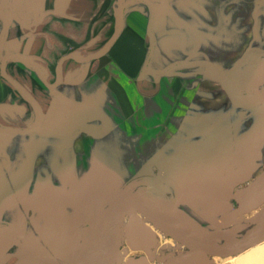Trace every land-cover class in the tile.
<instances>
[{"label": "rangeland", "instance_id": "rangeland-1", "mask_svg": "<svg viewBox=\"0 0 264 264\" xmlns=\"http://www.w3.org/2000/svg\"><path fill=\"white\" fill-rule=\"evenodd\" d=\"M173 68H146L143 75H155L143 89L154 94L165 89L162 76ZM214 80L209 113L189 112L185 104L159 108L157 98L149 99L156 112L147 113L143 96L122 113L110 99H101V108L88 92L83 97L74 91L70 97L50 99L54 106L46 123L44 118L45 125L32 136L10 141L3 135L0 154L7 159L0 160V220L10 224L0 228L2 252L19 254L23 261L37 255L30 264L63 262L73 254L74 241L86 246L99 234L111 197L137 190L150 191L157 199L179 198L180 207L219 242L243 237L264 217V203L233 222L222 215L238 207V197L251 186H264V96L239 95L254 90L251 80L238 84L230 99L227 86L217 76ZM261 83L264 93V77ZM137 178L142 182L126 191ZM13 234L19 239L11 245ZM163 234L159 242L172 238ZM178 243L174 250L155 247V260L161 264L185 253L187 246ZM121 250L126 258L144 254L125 240ZM224 258L229 257L208 256L210 264H234Z\"/></svg>", "mask_w": 264, "mask_h": 264}, {"label": "crops", "instance_id": "crops-1", "mask_svg": "<svg viewBox=\"0 0 264 264\" xmlns=\"http://www.w3.org/2000/svg\"><path fill=\"white\" fill-rule=\"evenodd\" d=\"M119 27L110 49L92 57ZM263 50L264 0H0V125L28 129L38 121L37 110L9 77L37 99L45 123L54 106L50 99L70 97L74 91L99 100L94 101L101 108V99H110L122 113L139 96L146 99L141 104L147 113L156 112L151 98H157L159 108L185 104L189 112L209 113L216 76L227 86L230 99L238 84L251 80L254 90L239 95L264 96L259 90ZM14 53L32 61L11 56L3 75L2 58ZM70 53L89 59L79 61L68 57ZM170 66L173 70L162 76L165 89L156 94L143 89L155 75H143L146 68L155 72ZM58 76L60 82L50 86ZM35 132L0 129V139L6 135L10 141H21ZM6 159L1 153L0 160Z\"/></svg>", "mask_w": 264, "mask_h": 264}, {"label": "water", "instance_id": "water-1", "mask_svg": "<svg viewBox=\"0 0 264 264\" xmlns=\"http://www.w3.org/2000/svg\"><path fill=\"white\" fill-rule=\"evenodd\" d=\"M126 4L127 2H124L120 5L121 17ZM121 30L122 27H119L104 49L95 56L106 53ZM15 55L29 60L20 53L4 56L1 61L3 75H7L5 70L7 59ZM69 56L75 57L73 54ZM75 58L81 61L87 59V57ZM9 79L33 104L38 113V121L28 129L2 126L0 129L31 132L43 122V109L23 85L10 77ZM57 83L58 81L50 86H55ZM262 178L264 179V174ZM141 182L142 178L134 179L128 183L125 190L128 191ZM238 201L239 206L222 215V219L233 222L239 216L251 212L264 203V186L260 184L251 186L238 197ZM145 218L188 248L185 253L165 260L161 264H210L209 255L236 256L235 264H264V217L240 239L219 242L199 220L180 207L179 198L157 199L152 192L144 190L111 197L99 234L86 246L81 241H75L73 254L57 264H115L123 238L133 250L145 252L129 257L125 264H152L150 259L155 256L158 237ZM15 240L17 237L12 241Z\"/></svg>", "mask_w": 264, "mask_h": 264}, {"label": "flooded vegetation", "instance_id": "flooded-vegetation-1", "mask_svg": "<svg viewBox=\"0 0 264 264\" xmlns=\"http://www.w3.org/2000/svg\"><path fill=\"white\" fill-rule=\"evenodd\" d=\"M21 54V53H20ZM70 54H73V55H75V57H78V58H82V57H87V59H89V57L88 56H78L77 54H75V53H70ZM69 54V55H70ZM98 54V53H97ZM24 55V54H23ZM69 55H67L68 57H72V56H69ZM15 56H18V55H15ZM26 56V55H25ZM93 56H95V55H92V57ZM20 57V56H19ZM28 57V56H27ZM75 57H73V58H75ZM22 58V57H21ZM29 58V57H28ZM24 59V58H23ZM75 59H77V58H75ZM87 59H85V60H87ZM26 60H28V59H26ZM78 60V59H77ZM85 60H82V61H85ZM28 61H32V59H30L29 58V60ZM79 61H81V60H79ZM60 80H61V76H58V79H57V81L58 82H60ZM56 81V82H57ZM43 124L41 123L35 130H33V131H37V130H39L40 128H41V126H42ZM1 126V125H0ZM3 127V126H2ZM5 127V126H4ZM78 130H80V128H76V130L75 131H77L78 132ZM1 223H3L4 225H1L0 226V228H2V227H8L9 226V224H10V222H8V221H6V220H0V224ZM82 226H87V224L86 223H82ZM17 237V240L19 239V236H18V234H13L12 236H10L9 237V239H8V242L11 244V245H14L15 243H17L18 241L17 240H15V241H12L14 238H16ZM75 242V241H74ZM1 248V247H0ZM21 252V249H20V247H19V249H18V251H17V254L18 253H20ZM9 252H6V251H3L2 252V250L0 249V264H5L6 263V261H11L12 259H14V258H18V259H20L19 258V254L18 255H16V256H9V257H7V254H8ZM32 258H35V259H32ZM28 261L27 260H25V261H23V260H18V261H16V263H13V264H30L31 263V261H33V260H38L39 259V257L37 256V255H30L29 257H28Z\"/></svg>", "mask_w": 264, "mask_h": 264}, {"label": "bare ground", "instance_id": "bare-ground-1", "mask_svg": "<svg viewBox=\"0 0 264 264\" xmlns=\"http://www.w3.org/2000/svg\"><path fill=\"white\" fill-rule=\"evenodd\" d=\"M128 220V217L126 218V221ZM145 221L149 224V225H151L152 226V228L155 230V232H156V235H157V237L159 236V237H161L162 235H164L163 233L164 232H162V231H160L158 228H156L147 218H145ZM123 240H125L126 241V239L125 238H123ZM122 240V241H123ZM157 246L159 247V246H162L164 249H166V250H174V249H177V248H179V246H180V243H178V241L176 242V240L175 239H173V238H171V239H168V240H166V241H160L159 242V239H158V243H157ZM156 246V247H157ZM128 252H129V250H128ZM142 253H144L145 254V252H143L142 251ZM229 258H224V260H228V261H233L234 263H235V259H236V256H228ZM128 258V257H127ZM127 258H126V256H124L123 255V250H121L120 249V252H119V254H118V256H117V258H116V260H115V264H125V262L127 261ZM156 258H155V256L152 258V259H150V262L152 263V264H159V262L157 261V260H155Z\"/></svg>", "mask_w": 264, "mask_h": 264}]
</instances>
